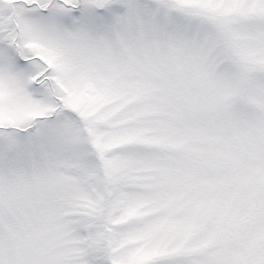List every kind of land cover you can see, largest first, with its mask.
<instances>
[{
    "label": "snow or ice",
    "instance_id": "obj_1",
    "mask_svg": "<svg viewBox=\"0 0 264 264\" xmlns=\"http://www.w3.org/2000/svg\"><path fill=\"white\" fill-rule=\"evenodd\" d=\"M0 264H264V0H0Z\"/></svg>",
    "mask_w": 264,
    "mask_h": 264
}]
</instances>
